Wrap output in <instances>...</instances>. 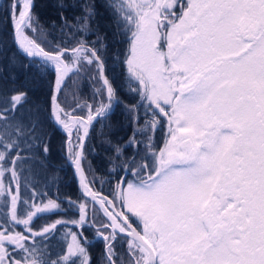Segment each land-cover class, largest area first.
<instances>
[{
    "label": "snow or ice",
    "instance_id": "6c2138e0",
    "mask_svg": "<svg viewBox=\"0 0 264 264\" xmlns=\"http://www.w3.org/2000/svg\"><path fill=\"white\" fill-rule=\"evenodd\" d=\"M36 7L8 0L0 16L6 65L20 54L34 80L54 73L43 102L0 86V264H264V0H53L49 25ZM105 19L128 43L111 59L125 69L127 103L107 74ZM48 29L60 40L40 39ZM81 74L100 87L69 122L62 97ZM119 107L131 134L103 140L109 197L84 175L85 140ZM57 131L81 195H26V173L55 180Z\"/></svg>",
    "mask_w": 264,
    "mask_h": 264
},
{
    "label": "trees",
    "instance_id": "16d2710c",
    "mask_svg": "<svg viewBox=\"0 0 264 264\" xmlns=\"http://www.w3.org/2000/svg\"><path fill=\"white\" fill-rule=\"evenodd\" d=\"M8 3V0H0V16L3 15V8ZM37 5L35 11L39 15L42 25H49L51 23V17L55 15L53 8L51 7L53 0H35ZM105 27L109 32V64H108V76L112 79L116 86L121 89V98L127 103L133 100V95L130 94L126 86V72L124 67L120 63L113 64L111 59L119 53H124L128 47L127 40L123 37L113 38L111 33L113 28L108 19L103 21ZM3 26L0 25V29ZM50 35L47 37H40V39H47L49 43L52 42L53 37L56 40H60L59 31H51ZM7 32L9 35L4 36L3 32L0 31V38L6 39L9 46L11 47V29L8 28ZM32 35L31 33L29 34ZM15 50V49H13ZM27 62L26 58L20 54L16 56L15 66L8 64L0 58V86L6 87L9 90L12 88H25L29 91L30 97L33 101H47L49 92L48 81L54 80V73L50 76L44 78L41 82L39 80H34L32 75L27 74L21 65ZM15 75V83H12L11 76ZM76 80L75 84L69 83L68 88L65 90V94L62 100L65 101L64 106L68 109V115H86V108H79L76 105L83 104L84 102H93V94L96 88L100 87L95 80H92L87 74H81L78 77H73ZM167 132V125L160 127L155 132V140L157 147H162L164 143L165 134ZM131 134V127L127 122L126 115L122 107L114 108L110 117L103 122L95 121L88 140L85 145V152L87 159L83 164L84 171L88 180L95 179L94 188L103 193L106 196L111 197V188L114 184V178L110 180L107 174V155L104 151L106 144H103V140L107 136H111L114 139H123ZM103 145V146H102ZM65 147V134L61 131H57L52 138V163L56 168L54 173L55 180L51 178L53 174H49L46 171L35 169L32 173H26L28 188L26 195H31V189L34 186L38 192H47L48 195L52 197H61L65 195H70L76 198L81 195V191L78 187L75 172L73 167L69 164L66 158V152L63 150ZM89 162L91 167L89 166ZM103 178V179H101ZM23 182V181H22ZM97 207V206H96ZM98 208V207H97ZM100 216L103 213L100 212ZM57 217H51L55 219ZM45 219H41L39 224L45 223ZM71 228L70 226H68ZM89 238L94 237V230H88L86 233ZM65 232L62 229L60 234L57 236V244L54 245L56 251L60 250V246L64 245L66 241L64 240ZM67 242L70 241V237ZM103 248V243L101 241L94 240L93 247L91 249L93 259L95 260Z\"/></svg>",
    "mask_w": 264,
    "mask_h": 264
},
{
    "label": "water",
    "instance_id": "95a60500",
    "mask_svg": "<svg viewBox=\"0 0 264 264\" xmlns=\"http://www.w3.org/2000/svg\"><path fill=\"white\" fill-rule=\"evenodd\" d=\"M72 117H75V116H70L69 117V120H72ZM95 122V121H94ZM94 122H93V124H94ZM93 126V125H92ZM92 126H91V128H90V132H91V129H92ZM73 132H75V128H73ZM63 133V132H62ZM63 134H65V133H63ZM87 140H88V138H86V140H85V145H86V142H87ZM68 162L71 164V162L68 160ZM72 165V164H71ZM72 167H73V169H74V172H75V176H76V180H77V184H78V187H79V189H80V191L82 192V185H81V178H80V176L76 173V170H75V167H74V165H72ZM84 175H85V171H84ZM86 176V175H85ZM103 194V193H102ZM104 195V194H103ZM98 207H99V205H97ZM69 226H71V225H69ZM72 227V226H71Z\"/></svg>",
    "mask_w": 264,
    "mask_h": 264
},
{
    "label": "bare ground",
    "instance_id": "6f19581e",
    "mask_svg": "<svg viewBox=\"0 0 264 264\" xmlns=\"http://www.w3.org/2000/svg\"><path fill=\"white\" fill-rule=\"evenodd\" d=\"M72 120H69V122H71Z\"/></svg>",
    "mask_w": 264,
    "mask_h": 264
},
{
    "label": "rangeland",
    "instance_id": "374dc122",
    "mask_svg": "<svg viewBox=\"0 0 264 264\" xmlns=\"http://www.w3.org/2000/svg\"><path fill=\"white\" fill-rule=\"evenodd\" d=\"M71 165V164H70ZM72 166V165H71ZM95 190H97V189H95ZM98 191V190H97Z\"/></svg>",
    "mask_w": 264,
    "mask_h": 264
}]
</instances>
